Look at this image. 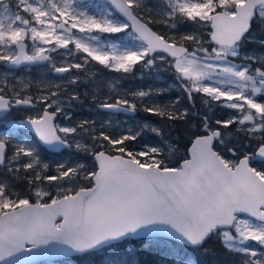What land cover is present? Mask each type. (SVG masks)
<instances>
[{"label":"snow or ice","instance_id":"obj_1","mask_svg":"<svg viewBox=\"0 0 264 264\" xmlns=\"http://www.w3.org/2000/svg\"><path fill=\"white\" fill-rule=\"evenodd\" d=\"M109 3L123 19L107 4L90 9L80 0H16L13 11V0H0V121L9 125L8 132H0V264H29L37 255L76 256L81 264H141L137 250L125 247L133 237L165 245L157 264H194L189 254L202 248L207 254L204 245L213 237L241 257L239 264H264V168L252 166L257 157L264 160V0ZM156 25L169 30L189 25L192 31L177 38L154 31ZM200 29H208L207 41ZM103 34H125L140 43L119 46ZM249 44H257L259 51ZM61 49L71 59L58 67L50 53ZM158 51L172 58L170 66L191 108L194 95L202 93L208 109L201 115L155 101L144 107L172 123L198 122L187 129L194 137L190 158L177 167L169 166L165 153L178 151V142L150 122L119 135L104 130L110 121L98 132L95 121L54 123L58 115L71 120L70 109L80 94L73 89L66 99L61 95L81 83L79 76L67 87L53 85L55 91L33 97L25 95L30 83L19 80L18 87L15 69L9 68L47 62L55 73H70L98 62L128 74L137 65L153 69L157 59H165L155 55ZM163 92L133 91L131 98L117 95L114 102L107 97L98 108L134 114L135 100ZM37 102L44 104L42 114L15 120L14 108ZM213 102L234 111L227 119L214 120ZM18 125L32 129L49 151L74 149L85 159L90 155L91 166L78 159L57 164L56 174H49L40 145L12 143L9 133ZM233 125L242 137L239 143L229 131ZM146 130L160 137L158 143L130 149L127 142ZM85 137L91 145L83 142ZM81 181L88 186L73 187ZM161 236L181 243L168 247Z\"/></svg>","mask_w":264,"mask_h":264},{"label":"rangeland","instance_id":"obj_2","mask_svg":"<svg viewBox=\"0 0 264 264\" xmlns=\"http://www.w3.org/2000/svg\"><path fill=\"white\" fill-rule=\"evenodd\" d=\"M7 2H8V0H5V3H7ZM80 2L88 5L90 9H92L96 6L106 5V3H104L102 0H80ZM15 3H16V0H13V6H14V9H12L13 11L17 10L15 8ZM108 10L110 12L114 13V11L109 6H108ZM162 28L168 32H171V35H169V36H176L177 38H179L181 35H184V34L192 31V28L189 25L179 26L177 30H169L168 28H166L163 25H162ZM209 28H210V26H209ZM256 30L253 32L255 35L259 36L260 32H259V30L258 31H256ZM205 32L208 33V29H205ZM103 35L109 37L108 34H103ZM110 35L112 37H114V35H116V37L112 38V39H110V37H109V41L112 43H115L119 46H125L126 45L128 47H132L134 44L140 43L139 41H135V42L130 41L125 34H110ZM206 36L207 37L202 36L205 41H207L209 39V36L208 35H206ZM69 47L74 49V45L70 44ZM247 47L249 49L256 48L259 51V46L257 44H249V45H247ZM63 52H64V50L61 49L57 52L50 53V54L55 55V60H53V62L58 67L64 66L67 63V61L69 59H71L69 57L64 56ZM156 56L157 57L164 56L165 59L163 61L157 59L156 65L153 69L145 70L140 65H139L140 67L138 66L140 68V71L136 72L135 76H136V78H138L140 80V86L135 91L147 90L149 88L152 89L153 91H155L157 89H163L164 90L163 95L153 96V97L148 98L144 101L140 100L141 114H144L147 117L139 116V117H136L134 119L127 118V117L126 118H115L114 117V125H113L112 129L117 132V133H115V135H119V134L125 132L129 128H133L134 130H139L138 128H136V125L142 124L145 121L150 122L152 125L158 127L157 123L153 119L149 118V116H151L152 114L144 111V107L146 105L152 103L153 101H155V103H157V104H160L161 106L169 105L170 107H174L176 109L187 108L188 105L183 106L180 104V102L182 100H185V98H186V101H189V100H188L187 95H186V97L183 96V93H185V92L179 87V81H177V73L175 72V69L170 66V62H173V61L170 60L164 54H157ZM72 62L76 63L79 61L73 60ZM9 68H11V67H9ZM106 70L108 72L109 71H115L112 69L105 68L102 65H99L98 62H92V64L90 66H88L86 70L85 69H75V71L71 72V74L69 73V74H64V75L62 74V75L56 76V75H53L51 73L52 65L49 63V64L44 65V66H35V67H27L26 66V67H23L22 69L15 70L14 75L17 78V86L18 87H22V85L19 83V80L27 81L30 83V85H31L30 90L25 92V95H32L33 97H39V96L45 94L48 90L55 91L56 89L53 87V85H61V86L67 87V82L73 76H79L81 83H78L77 85L73 86V88H69L67 92H63L61 95V99H66V97L74 89L75 91L79 92V94H80V100L79 101H84L83 94H89L93 100H94V94H95V99L99 95L104 96L101 99L108 97V93H107V95H105V94L101 95L100 91L105 90L106 92L109 91V93H111L112 86L114 84H116L117 82L121 81L116 76H111V75L108 76L105 72ZM0 74H2V73H0ZM97 74H100L99 78H95V75H97ZM85 81L88 82L89 84H91L92 86H94V90L92 93H91V90L89 88L85 87V84H84ZM100 81H102V82H100ZM9 82H11V79ZM79 86H82V87L79 88ZM200 94H202V93H200ZM177 97H179V103H175ZM214 103L216 104V102H214ZM36 104H37V106H35L33 108L26 107V106L15 108L14 111L12 112L13 117L18 118V119H20V118L24 119V118H28L29 116L35 117L37 115H40L41 110H40L39 106H44V104L38 103V102ZM86 108H87V110H93L95 113L102 111L101 109L98 108V106H92L91 107L90 105H87ZM218 108H219V111H217V113L213 116L214 120L215 119H227L234 111V110H231V109H228L225 107H218ZM76 110L79 111V109H77L76 104L74 103L70 109L71 120L66 119L64 115H61V118L59 117V119L56 121V124H58L60 126H74L75 124H77L80 121L90 120V121L96 122L97 132L99 131L100 125L102 123H104L102 121V119H100V116L97 115L94 118L90 117V116H82L81 113L80 114L76 113ZM190 111H193L191 107H190ZM95 119H97V120H95ZM5 124L6 123L0 121V132H8V129L6 128ZM179 125H180L181 130L184 131L185 133L183 134V136H181V134L179 132L178 133H172L171 139L173 141L178 142V151L181 152L182 158H183L186 155V151H185L186 146L183 144V142H186L187 140H189V137L192 136V132L187 131V129L189 128L190 125H195V120H190L188 124H184L183 122H180ZM25 132L27 134L23 133V132L20 133V131H13V132L9 133V137H10L12 143H16V142H20V141H27V142L34 143V141L36 140L35 137L31 133H29L27 131H25ZM152 134H154V133L146 130L142 133V135L140 137H138V139L136 141H134V142L129 141V142H127V144L130 146H133V147H131V149L134 151L143 150L147 146L154 145L152 143L146 144L145 142H143V140L151 139ZM188 135H190V136H188ZM168 136H169V134L167 136H165V138H168ZM86 138L87 137H85L84 141H86ZM237 138H239V140L237 141V143H239L241 141L242 137L237 135ZM77 139H79V136L77 137ZM91 143H89V145H91ZM41 154L44 155V153L42 151H41ZM52 156H54V155H52ZM52 156L48 155V156H45V158H43L42 156L41 157L46 163H48L50 165L51 170L49 171V174L54 175V174H56L55 173L56 165L61 164V163H67V162L56 161L55 158H53ZM227 158L234 159V157H232L230 154L227 156ZM74 162H76V160L72 161V163H74ZM169 166H171L170 160H169ZM177 166L178 165L171 166V167H177ZM79 184L74 185L73 187L78 188ZM51 191L53 192V194H55L56 190H55V188H52ZM251 244L254 247H259V245H257L256 242H251ZM125 247H133L136 249L135 244H131V243H125ZM137 256L140 259L141 264H149L146 259L142 258L139 255L138 251H137ZM47 264H73V262L70 258V259L63 260L62 262L47 263ZM97 264H100V261H97ZM216 264H234V263L229 261V260H226V258H224L222 260V262L219 260Z\"/></svg>","mask_w":264,"mask_h":264},{"label":"trees","instance_id":"obj_3","mask_svg":"<svg viewBox=\"0 0 264 264\" xmlns=\"http://www.w3.org/2000/svg\"><path fill=\"white\" fill-rule=\"evenodd\" d=\"M14 9V6H13ZM158 32L161 33H165L166 35H171V32L166 31L165 29L162 28V25H156L154 27ZM253 28L258 30V25L257 24H253ZM200 34L204 37H207L206 35H208L207 32H205V29H200ZM111 36V35H109ZM112 37V36H111ZM205 47H210L207 43L204 45ZM254 66H258V65H254ZM186 93H183V96L186 97ZM206 99V97L204 96V94H196L194 96V101H195V109H192L193 111H199L201 115L205 114L207 112V106L204 105L202 103V100ZM181 105L183 106H187V108L190 109L191 105L189 104V101L182 100L180 102ZM217 111H219V108L216 106V104L213 102V116L217 113ZM152 119H154V121L157 123L158 127L161 128L164 132V134L166 133V131H170L172 133H180L181 136H183V134L185 133L184 131L181 130L179 123H172L170 121H168L167 119L160 117L158 115H154L152 114L151 116ZM198 123L197 121H195V124ZM229 131L233 134L234 137V141L237 142L239 140V138H237L236 135V126L233 125L231 126V128L229 129ZM190 136V135H188ZM153 140L148 139V142L146 144H157L158 141L160 140V137L158 136H153ZM191 138V136L189 137ZM187 143H185V145L187 146ZM184 144V142H183ZM128 147L131 149L130 145H128ZM168 157V160H170V165H176V163L178 164L181 160H182V154L180 151H176L175 153H165ZM78 159H81L80 156H77ZM76 159V160H78ZM89 162L91 164V158L89 157ZM80 186H88V184H86L84 181H82L78 187ZM77 188V187H76ZM214 239V237L212 238V240H210L208 243H206L204 245V248L208 249L207 254H205L204 249H199L196 250L194 253H190L189 255L191 256V259L193 260L194 264H214L213 262V255L212 253H217L220 255H225V257H227L228 259H232L236 262V264H239V261L241 259V257L239 255H235L232 252L226 250L221 244H217L216 242H212ZM166 240V239H161ZM169 244L168 247H172L173 246V242H175L176 244H179V242L176 241H171L168 240ZM131 243L135 244L136 249L139 253V255L146 259L148 261L149 264H157V262L161 259L162 256H164V252L161 251V249H163L165 247V245L163 243H160L158 246L157 244L152 240V239H148V238H144V239H139V240H130ZM73 264H81L80 260L77 257H73L71 258ZM62 262V261H60Z\"/></svg>","mask_w":264,"mask_h":264},{"label":"flooded vegetation","instance_id":"obj_4","mask_svg":"<svg viewBox=\"0 0 264 264\" xmlns=\"http://www.w3.org/2000/svg\"><path fill=\"white\" fill-rule=\"evenodd\" d=\"M53 58V60H55V55L54 54H50ZM49 63H46L44 65H47ZM44 65H41V66H44ZM10 67V65H9ZM23 67H26V66H23ZM23 67H19V68H13L15 70H19V69H22ZM29 67V66H27ZM32 67H35V66H32ZM12 68V67H11ZM99 68V67H98ZM75 71V68H73L71 71H70V74L71 72ZM140 71L138 65L136 66L135 70L131 73H128V74H124L122 72H115V71H105L106 74L108 76H116L118 77L121 81L120 82H117L116 84H114V88L112 87L111 88V93L106 92L105 90L103 91H100V94L101 95H107L108 93V97H111V101L110 102H114L115 98L117 95H121V96H125L127 95L129 98H131V93L133 91H135L136 89L139 88L140 86V80L138 78H136L135 76V73ZM51 73L53 75L54 74V71H51ZM86 73V72H85ZM64 74H69V73H64ZM63 74V75H64ZM57 76V75H56ZM100 77V74H97L95 75V78H99ZM102 82V81H100ZM85 87L89 88L91 90V93L93 92L94 90V86H92L91 84H89L88 82L85 81ZM82 87V86H79V88ZM104 96H98L96 99H92L90 97L89 94H83V98H84V101H78L76 102V106H77V109H79V111L76 110V113L80 114L82 116H90V117H96L97 115L100 116V119H102V121L105 123V121H110V124H106L105 126V131L107 132H110L112 134H115L117 133L115 130L112 129L113 125H114V117L115 118H136V117H139V116H142L141 115V110H140V100L137 99L135 100L134 102L137 104V111L133 114V113H119V114H111L109 112H107L106 110H102L100 112H97L95 113L93 110H87L86 106L87 105H90L91 107L92 106H98L101 102H103L106 98L104 99H101L103 98ZM35 106H37V104L35 103ZM34 106V107H35ZM20 107H25V106H20ZM28 107V106H26ZM40 107V110H41V114L43 113V110H44V106H39ZM30 108H33V107H30ZM15 109V108H14ZM14 109L12 110V112L14 111ZM51 110V109H50ZM59 117L61 118V115H58L57 116V120L59 119ZM27 118H24V119H18V118H15V120H25ZM97 120V119H95ZM20 131V133H26L25 130L23 129H16L15 131ZM99 130H100V127H99ZM16 133V132H15ZM27 134V133H26ZM86 142V141H84ZM92 141H90L89 139L87 140L86 143H91ZM130 147H133V146H130ZM48 155H54L52 156L53 158H55L56 161H63V162H67V163H72L73 160H75L76 158V153H75V150L74 149H62L60 152H56V153H46L45 156H48ZM89 157L90 155L87 156V158L85 159L83 154L80 155V158L81 160H83L85 163H88L89 162ZM253 167H257V168H264V161H256L253 163L252 165ZM212 242H216L217 244H221L220 241L218 239H216L214 237L213 241ZM213 257L217 258L218 260H220L222 262V260L225 258L223 255H220V254H217V253H212Z\"/></svg>","mask_w":264,"mask_h":264},{"label":"water","instance_id":"obj_5","mask_svg":"<svg viewBox=\"0 0 264 264\" xmlns=\"http://www.w3.org/2000/svg\"><path fill=\"white\" fill-rule=\"evenodd\" d=\"M107 3H109V0H105ZM110 4V3H109ZM111 7L115 10V12L119 15V16H121L122 17V14H120L119 13V11H118V9H116L115 8V6H113V5H111ZM123 18V17H122ZM153 30L154 31H156L154 28H153ZM157 32V31H156ZM187 46V45H186ZM189 48V47H188ZM157 53H164V52H157ZM165 54H167V53H165ZM168 55V54H167ZM169 56V55H168ZM170 57V56H169ZM171 58V57H170ZM172 59V58H171ZM44 63H46V62H41V63H38V64H33V65H31V66H35V65H41V64H44ZM10 66H12V65H10ZM22 66H24V65H22ZM12 67H14V68H19V67H21V66H19V67H17V66H12ZM55 74H62V73H55ZM57 118V117H56ZM56 120V119H55ZM17 121V120H16ZM54 123H55V121H54ZM18 127H23V128H25V129H28V130H30L31 132H33L34 133V131L32 130V129H30V128H28V127H26V126H23V125H18L17 126V128ZM35 134V133H34ZM38 138V137H37ZM38 140H39V138H38ZM40 142V141H39ZM41 144H42V142H40ZM46 147V146H45ZM191 148V144H190V146H189V148H188V150ZM188 158H190V153H189V151H188ZM257 160H261L259 157H257L256 158ZM244 215H246V214H244ZM59 219V218H58ZM139 238H150V237H133V238H130V239H139ZM160 238H166V239H171V240H175V241H178V240H176V238L175 237H168V236H161ZM178 242H180V241H178ZM181 243V242H180ZM67 257H71V256H64V257H46V256H39V255H37V256H35L34 257V260H32V261H30L29 262V264H39V263H42V262H54V261H57V260H59V259H62V258H67Z\"/></svg>","mask_w":264,"mask_h":264},{"label":"bare ground","instance_id":"obj_6","mask_svg":"<svg viewBox=\"0 0 264 264\" xmlns=\"http://www.w3.org/2000/svg\"><path fill=\"white\" fill-rule=\"evenodd\" d=\"M139 239H144V238H139ZM139 239H134V240H139Z\"/></svg>","mask_w":264,"mask_h":264}]
</instances>
